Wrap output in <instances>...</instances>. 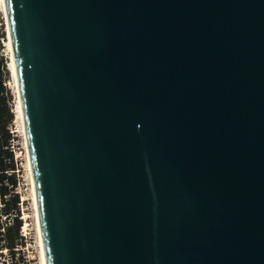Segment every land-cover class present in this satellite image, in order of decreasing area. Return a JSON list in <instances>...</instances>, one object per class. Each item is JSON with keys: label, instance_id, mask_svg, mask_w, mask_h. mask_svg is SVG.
I'll return each instance as SVG.
<instances>
[{"label": "water", "instance_id": "water-1", "mask_svg": "<svg viewBox=\"0 0 264 264\" xmlns=\"http://www.w3.org/2000/svg\"><path fill=\"white\" fill-rule=\"evenodd\" d=\"M48 264H264V0H6Z\"/></svg>", "mask_w": 264, "mask_h": 264}, {"label": "trees", "instance_id": "trees-1", "mask_svg": "<svg viewBox=\"0 0 264 264\" xmlns=\"http://www.w3.org/2000/svg\"><path fill=\"white\" fill-rule=\"evenodd\" d=\"M4 31L0 27V195L4 202L2 210L4 213L11 215L12 211L18 209V214L12 216L11 222L4 223L0 211V264H21L17 256V248L25 241V237L21 234L24 225V219L21 215L19 201L21 195L15 191L18 184L16 171L15 151L8 145L13 132L10 124L15 118V110L11 102L12 93L7 84L9 69L7 67V58L3 53V43L1 37ZM7 249L10 257H6Z\"/></svg>", "mask_w": 264, "mask_h": 264}, {"label": "rangeland", "instance_id": "rangeland-1", "mask_svg": "<svg viewBox=\"0 0 264 264\" xmlns=\"http://www.w3.org/2000/svg\"><path fill=\"white\" fill-rule=\"evenodd\" d=\"M0 27L4 31L1 37L3 43V53L7 58V67L9 75L7 77V84L12 93L11 102L15 110V118L11 122L10 127L14 130L13 136L16 143V171L18 177V184L15 186V191H19L21 195V213L26 224L27 234L25 241L20 244L17 250V256L21 264H43L41 240L39 236L35 201L33 193L32 177L29 169L28 148L25 142V135L20 118L19 111V93L17 90V83L12 70V51L9 44L8 21L2 0H0ZM28 151V152H27ZM6 257H10V252H6Z\"/></svg>", "mask_w": 264, "mask_h": 264}, {"label": "bare ground", "instance_id": "bare-ground-1", "mask_svg": "<svg viewBox=\"0 0 264 264\" xmlns=\"http://www.w3.org/2000/svg\"><path fill=\"white\" fill-rule=\"evenodd\" d=\"M2 3L4 5L5 12H6V0H2ZM6 15H7V12H6ZM8 31H9V44H10V48H11V51H12V55H11L12 56V58H11L12 59V70H13V74H14L15 79H16L17 90H18V93H19L20 118H21V123H22V126H23V130H24L25 142H26L27 148L29 150L27 134H26V124H25V118H24V109H23L21 94H20L19 85H18V69H17V64H16V55H15V49H14V42H13L12 32H11V29H10L9 25H8ZM28 159H29V169H30V173H31V177H32V183H33L32 187H33V193H34L33 195H34V201H35L34 203H35V210H36L37 226H38L39 236H40V240H41L42 259H43V264H48L47 263V258H46V252H45V244H44L42 226H41V221H40V211H39V206H38V197H37V191H36V186H35L34 171H33L32 159H31V156H30V151L28 152Z\"/></svg>", "mask_w": 264, "mask_h": 264}, {"label": "built area", "instance_id": "built-area-1", "mask_svg": "<svg viewBox=\"0 0 264 264\" xmlns=\"http://www.w3.org/2000/svg\"><path fill=\"white\" fill-rule=\"evenodd\" d=\"M11 131L14 132V130H13L12 128H11ZM14 139H15V138H14V136H13V137L11 138L10 143H9L8 146H9L12 150H14V151H15V154H16V143H15V140H14ZM17 192H19V191L17 190ZM19 204H20V208H21V200L19 201ZM3 205H4V202L2 201V199H1V195H0V211H1V215H2V221H3L4 223L11 222V220H12V216H13V215H17V214L19 213V212H18V209H15L14 211H12V213H11V215H10V214H8V213H4V212H3V210H2ZM20 216L24 219L22 213H21ZM21 234H22L24 237H25L26 234H27L25 221H24V225H23V227H22V229H21ZM19 247H20V245H19L18 247H16V248L19 249ZM5 251L7 252L8 250L5 249Z\"/></svg>", "mask_w": 264, "mask_h": 264}]
</instances>
